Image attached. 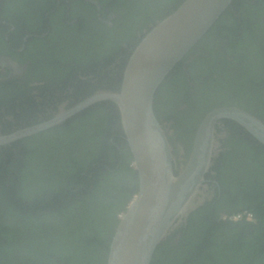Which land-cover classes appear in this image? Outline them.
Segmentation results:
<instances>
[{"label":"trees","instance_id":"1","mask_svg":"<svg viewBox=\"0 0 264 264\" xmlns=\"http://www.w3.org/2000/svg\"><path fill=\"white\" fill-rule=\"evenodd\" d=\"M6 1L14 6L11 10L3 7L0 18L17 25L21 23L13 19H20L19 10L35 9L41 2L46 7L56 3L48 0ZM250 1L233 0L232 6L157 90L156 116L160 114L157 107L164 92L169 91L170 98H181V86H187L188 92L189 83H193L195 92L182 99L190 110L197 109L184 132L187 140H182L186 159L191 152L198 118L201 120L207 112L220 106L245 107L229 104L236 102L230 99L232 77L226 78L232 75L230 70L234 69V62L237 64L244 59L242 46L258 49V39L264 34L254 31L264 27V0H257L252 5L248 4ZM79 2L94 10V6ZM182 2L167 0L159 18H166ZM100 3L104 4V0ZM152 4L149 0L139 8L149 11ZM117 7H121L119 3L115 4L114 10L120 13ZM74 14L79 18L75 25L83 30L82 36L87 34L92 22L98 23L96 16ZM158 16L150 17L146 23ZM138 25H116L111 30L106 25L94 24L105 29L101 38L90 33L85 47L80 50L75 46L73 55L66 60L77 65L84 61L86 67L92 69L100 63L99 67L109 69L115 79L121 78L117 87L110 89L118 92L125 68L122 66L128 61L121 58L122 51H126L122 44L130 43L127 38L132 37ZM35 40L36 37H32L28 45ZM139 42L131 44V53ZM16 43L19 46L22 42ZM227 55L233 56L231 61ZM95 58L100 60L93 61ZM56 59L60 57L56 56ZM32 61L29 69H33L37 59ZM0 88L4 90L2 86ZM14 90V93L20 91L19 88ZM8 97L6 93L0 96L3 105ZM224 122L233 134L232 150L222 155L219 167L215 168L220 196L217 194L212 202L191 212L186 225L157 247L151 264H264V146L257 142L252 144L246 137L238 138L243 128L231 120ZM170 141L173 145L174 140L171 138ZM19 145L25 151L21 166L14 168L10 163L13 159H0V264H107L119 223L118 215L139 188L118 107L112 102L99 103L63 126L22 140ZM220 208H226L225 213L230 215L251 212L253 219L223 220L219 217Z\"/></svg>","mask_w":264,"mask_h":264},{"label":"flooded vegetation","instance_id":"2","mask_svg":"<svg viewBox=\"0 0 264 264\" xmlns=\"http://www.w3.org/2000/svg\"><path fill=\"white\" fill-rule=\"evenodd\" d=\"M48 1H55L56 3L46 7V5L41 2L35 9L29 10L28 7L27 9L19 10L17 14L20 15V19H13V21L21 23V25L13 24L8 19L0 18V86L4 89L1 90L0 88V96L3 93L9 96L7 100H5L6 102L4 105V102L0 100V134L8 135L19 129L46 122L62 111L68 110L76 104H79L97 91H112L110 89L117 87L121 78H118V80L115 79V75H113L109 69L99 67L100 63L95 64L92 69L86 67L84 61H80L77 65L75 62L69 63L66 59L69 58L71 54L73 55L75 46L80 50L85 47L86 39L90 33H92L93 37L96 36L101 38L100 35L105 29L98 28L94 26V24L100 23L101 25H106L110 27L111 30L115 28L116 25L126 26L128 24H139L134 30L132 37L127 38L130 43L122 44V48L126 49V51L120 50V52H123L121 53V58L125 61L129 60L127 58L131 53V44L136 43V41H141L146 32L161 21V17L159 18L158 15L160 10L164 8L167 0H158L156 2L152 0L153 4L149 11H144L139 8L141 6L140 4L145 5L149 0H104V4H101L100 0H76V3L74 0ZM79 1L94 6V10L93 8H88ZM116 3H119L121 6L120 8L117 7L120 13L114 10ZM255 3H257V0H251L248 4L252 5ZM13 6L14 5H11L10 2L6 0H0V11L4 10V8H6V10H11ZM45 8L49 9L44 12ZM75 12H81L88 17L93 15V18H95V16L97 18L98 23L92 22L90 28L86 30L87 34L84 36L81 35L83 30L77 28L75 25L79 22V18L74 17ZM121 13H123V15ZM153 16H158V18L146 23L149 18ZM81 17L83 18V16ZM254 31H261L263 33L264 27L255 28ZM51 33L52 35H50ZM32 37H36V40L28 45ZM18 40L22 42L19 46L16 45ZM258 41V49L251 47L245 48L242 46L241 53L244 59L237 64L234 62L235 67L230 70L232 75L230 74L226 78L229 79L232 77L230 81L233 91L230 93V99L236 103L224 102H228L232 105L237 104L245 106L244 108L240 106L235 107L250 113L264 123V34L260 35ZM69 50L70 53H67ZM56 56L60 57V59H56ZM114 57L116 56H113V58ZM227 58L231 61L233 56L227 55ZM35 59H37V62L33 63V69H29L31 61ZM99 60L100 58H95L93 61ZM116 62H118V60ZM127 63L128 61L122 66V69L126 67ZM114 65L115 64H111V66ZM183 70H186V68ZM216 75L217 74H214L215 77ZM181 78L184 82L182 76ZM188 86V92L187 86H181V90H183L181 98H170V92H164L162 98L159 100V107H157L160 113L159 115L157 114L158 120L165 128L169 139L172 138L174 140L175 145L173 144V148L178 159L176 162L177 168H180L188 160L184 158L185 142L182 140H187L186 134L184 133L186 131V126L189 120L197 113V109L190 110L187 104L182 101L186 95L195 92L192 82H190ZM18 88L20 91L14 93V89ZM92 91L93 93H91ZM239 93L241 94L238 98ZM98 104L99 103L95 105ZM223 104L224 103H222V105ZM206 114L201 120L200 118L197 119V124L199 123L198 127ZM71 118L50 129L63 126ZM175 125H177L176 128ZM216 128L218 153L214 158V164L210 172L207 174L208 176L206 175L208 181L205 185H207L208 189L204 190L203 197L205 200L203 205L212 202L217 194L220 196L221 189L216 178V169L219 167V160L222 155L232 150L230 146L232 145L231 135L233 133L226 126L224 120H222ZM50 129L17 140L9 145H1L0 159H13L14 161L10 163L14 165V168L17 165L18 167L21 166V158H23L22 156L25 151L22 146L19 145V142L40 135ZM237 137H246L252 140V144L256 142L259 143L244 128L241 131V135L238 134ZM9 156L12 157L9 158ZM17 161H19V163H16ZM7 166H9V164H7ZM225 210L227 209H219L218 213L220 219L226 220L227 217L232 215L226 214ZM186 221L181 222L174 232L182 225H186ZM176 238H178V236H176Z\"/></svg>","mask_w":264,"mask_h":264},{"label":"water","instance_id":"3","mask_svg":"<svg viewBox=\"0 0 264 264\" xmlns=\"http://www.w3.org/2000/svg\"><path fill=\"white\" fill-rule=\"evenodd\" d=\"M232 3L184 0L146 32L132 51L120 91H97L46 122L0 134V146L9 145L60 125L97 103L112 102L118 107L139 188L118 215L107 264H151L157 247L203 205L206 175L218 153L216 127L222 120L239 124L264 146L262 121L235 106L216 107L199 125L188 160L177 168V155L154 110L160 85Z\"/></svg>","mask_w":264,"mask_h":264},{"label":"built area","instance_id":"4","mask_svg":"<svg viewBox=\"0 0 264 264\" xmlns=\"http://www.w3.org/2000/svg\"><path fill=\"white\" fill-rule=\"evenodd\" d=\"M227 218L230 219V220H233V221L242 220L244 218L247 219V220H252L253 219V215L251 213H249V212H244V213H240V214H235V215L229 216Z\"/></svg>","mask_w":264,"mask_h":264}]
</instances>
